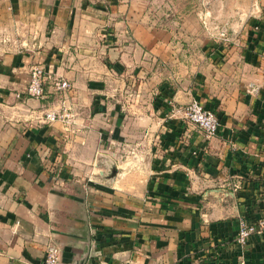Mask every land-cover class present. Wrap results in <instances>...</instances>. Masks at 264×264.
<instances>
[{
  "label": "crops",
  "instance_id": "0c3cea01",
  "mask_svg": "<svg viewBox=\"0 0 264 264\" xmlns=\"http://www.w3.org/2000/svg\"><path fill=\"white\" fill-rule=\"evenodd\" d=\"M145 10L0 0V264H39L49 242L59 264H264V231L236 242L240 217L264 218L263 42L210 78ZM33 63L71 80L68 130L41 119L49 80L25 94ZM168 96L213 109L216 134Z\"/></svg>",
  "mask_w": 264,
  "mask_h": 264
},
{
  "label": "rangeland",
  "instance_id": "374dc122",
  "mask_svg": "<svg viewBox=\"0 0 264 264\" xmlns=\"http://www.w3.org/2000/svg\"><path fill=\"white\" fill-rule=\"evenodd\" d=\"M139 2L146 7L145 15L150 25L171 29L178 36L180 43H184L185 47L190 49L192 61L203 60V63L210 65L208 68L207 64L210 78L215 77L220 65L218 63L224 62L225 57L227 68L225 67V70L222 68L221 71L238 76L242 69L235 68L237 72L234 73L229 59L233 56V62L242 60L240 51L251 35L263 42L261 48L264 49V0H139Z\"/></svg>",
  "mask_w": 264,
  "mask_h": 264
},
{
  "label": "built area",
  "instance_id": "2783aa9c",
  "mask_svg": "<svg viewBox=\"0 0 264 264\" xmlns=\"http://www.w3.org/2000/svg\"><path fill=\"white\" fill-rule=\"evenodd\" d=\"M50 82L52 90L56 93L57 103L48 107L43 112L41 119L47 122L60 120L64 123V128L69 129V124L73 118L72 103L69 92L72 89V82L63 75H56L46 72L45 68L39 63H33L29 68V79L25 87V94L35 98L45 95L46 81ZM168 106L173 115L193 122L198 128L203 130L208 136L216 134L220 125L218 114L211 108L196 99L175 106L171 98H167ZM264 231V218L250 220L240 217L236 234V242L244 245L253 233ZM60 250L54 242H49L45 246L44 256L39 264H59ZM105 264V263H101Z\"/></svg>",
  "mask_w": 264,
  "mask_h": 264
},
{
  "label": "trees",
  "instance_id": "16d2710c",
  "mask_svg": "<svg viewBox=\"0 0 264 264\" xmlns=\"http://www.w3.org/2000/svg\"><path fill=\"white\" fill-rule=\"evenodd\" d=\"M168 98H170V96H168Z\"/></svg>",
  "mask_w": 264,
  "mask_h": 264
}]
</instances>
